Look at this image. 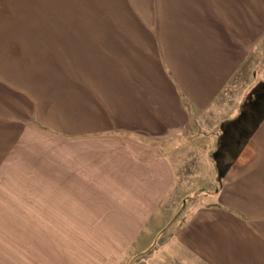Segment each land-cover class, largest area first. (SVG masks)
Returning <instances> with one entry per match:
<instances>
[{"label":"crops","instance_id":"crops-1","mask_svg":"<svg viewBox=\"0 0 264 264\" xmlns=\"http://www.w3.org/2000/svg\"><path fill=\"white\" fill-rule=\"evenodd\" d=\"M145 5L126 9L130 28L30 33L0 85L1 157L68 205L42 211L109 230L106 255L172 229L186 264H264V0ZM190 180L198 192L170 203Z\"/></svg>","mask_w":264,"mask_h":264},{"label":"rangeland","instance_id":"rangeland-1","mask_svg":"<svg viewBox=\"0 0 264 264\" xmlns=\"http://www.w3.org/2000/svg\"><path fill=\"white\" fill-rule=\"evenodd\" d=\"M145 7V0H0V85L7 88L8 81L17 79L18 67L25 65L30 47L28 42L36 36H30L31 32L39 34L40 30L68 28H130L132 25L126 9L144 12ZM255 69H248L249 86L254 81L252 72ZM259 71L264 77V66ZM243 85L239 86V91L236 90L237 94L241 93ZM205 127L201 126L202 129ZM1 152L0 149V264L192 263L191 258L185 259L187 256L182 251L177 254L180 250L177 252L175 247L165 244L172 236V229L164 232L163 239L149 248L151 250L157 245L153 251L141 254L128 247L120 254L110 256L113 254L112 246L107 245L104 239L110 234L109 230L68 228V212L42 211L68 208V205L46 202L55 199L44 197L42 189L34 190L31 182L23 180L24 175L17 172L16 164L10 165L6 157H1ZM190 170L193 171L191 166H186L188 178H191ZM193 184L190 180L189 186L184 189V196L170 197V203L172 201L181 208V201L187 203L198 192V183ZM30 196L32 198H28ZM28 200L34 202L24 203ZM182 212L174 223L183 221L186 214Z\"/></svg>","mask_w":264,"mask_h":264}]
</instances>
